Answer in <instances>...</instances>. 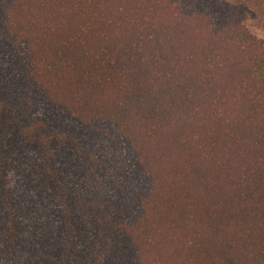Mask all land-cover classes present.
Masks as SVG:
<instances>
[{"label":"trees","instance_id":"obj_1","mask_svg":"<svg viewBox=\"0 0 264 264\" xmlns=\"http://www.w3.org/2000/svg\"><path fill=\"white\" fill-rule=\"evenodd\" d=\"M255 5L0 0V264H264Z\"/></svg>","mask_w":264,"mask_h":264},{"label":"rangeland","instance_id":"obj_2","mask_svg":"<svg viewBox=\"0 0 264 264\" xmlns=\"http://www.w3.org/2000/svg\"><path fill=\"white\" fill-rule=\"evenodd\" d=\"M252 2L256 4L255 6L258 11V19L259 20L261 19L263 22L264 21V0H252ZM262 22L260 23V25L253 24V28L258 36L264 38V24H262Z\"/></svg>","mask_w":264,"mask_h":264}]
</instances>
